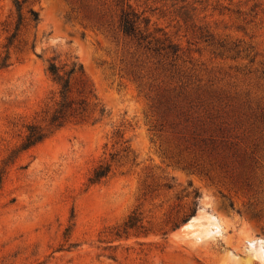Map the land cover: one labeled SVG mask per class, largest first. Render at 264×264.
Masks as SVG:
<instances>
[{
    "label": "rangeland",
    "instance_id": "1",
    "mask_svg": "<svg viewBox=\"0 0 264 264\" xmlns=\"http://www.w3.org/2000/svg\"><path fill=\"white\" fill-rule=\"evenodd\" d=\"M118 1L26 0L15 30L0 0V264H264V0H124L169 58L118 33ZM52 59L82 66L57 129Z\"/></svg>",
    "mask_w": 264,
    "mask_h": 264
},
{
    "label": "trees",
    "instance_id": "2",
    "mask_svg": "<svg viewBox=\"0 0 264 264\" xmlns=\"http://www.w3.org/2000/svg\"><path fill=\"white\" fill-rule=\"evenodd\" d=\"M25 1L26 0H23L22 2L19 0H12L17 17L15 30L18 29L21 23V4ZM118 3L121 6L118 14L116 29L118 33H120L125 39H128L136 49H142L163 58L175 57L177 55L179 51L178 46L172 43L165 34L159 35L160 30H150V21L148 18L138 13L129 3H125L124 0H119ZM27 15L28 20L31 23L38 22V12L28 9ZM12 38L13 35L8 38V44ZM7 59L8 57L5 55L0 60V68H5L7 66ZM47 72L52 77L53 81H55L59 86L60 102L49 120L50 128L57 129L63 126L68 119L76 118L78 116L80 117L83 112L82 101L74 103V101L67 98L68 93H70V77L75 72L82 73V66L72 63L69 70L64 71V66H58L54 62V59H52L48 63ZM47 135L48 133L39 127L33 125L28 126L27 134L18 151H25L35 146L44 140ZM109 172L110 165H100L94 170L88 181L90 184L99 183L108 176ZM1 176L2 172L0 171V183ZM193 198L194 200L198 198L197 192H193ZM194 205L196 204L194 203ZM192 212H194V210ZM138 221L139 220L136 218L135 213H132L128 220L123 223V233H126L129 229L135 228Z\"/></svg>",
    "mask_w": 264,
    "mask_h": 264
},
{
    "label": "bare ground",
    "instance_id": "3",
    "mask_svg": "<svg viewBox=\"0 0 264 264\" xmlns=\"http://www.w3.org/2000/svg\"><path fill=\"white\" fill-rule=\"evenodd\" d=\"M194 220H195V219H191V221L188 222V223L184 226V228L192 227V222H193Z\"/></svg>",
    "mask_w": 264,
    "mask_h": 264
}]
</instances>
